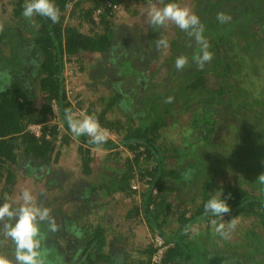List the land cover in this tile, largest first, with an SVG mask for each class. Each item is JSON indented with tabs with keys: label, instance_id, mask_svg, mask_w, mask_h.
I'll return each mask as SVG.
<instances>
[{
	"label": "trees",
	"instance_id": "obj_1",
	"mask_svg": "<svg viewBox=\"0 0 264 264\" xmlns=\"http://www.w3.org/2000/svg\"><path fill=\"white\" fill-rule=\"evenodd\" d=\"M130 1L55 0L59 20L52 23L25 18L26 0H0L6 18L0 24V203L19 206L11 193L20 178L39 184L35 202L50 210L39 221L46 264H264L256 231L264 227V0H187L211 53L202 67L194 60L201 46L191 29L168 21L138 32L117 23L116 11ZM133 1L147 8L169 2ZM181 55L188 63L177 69ZM66 63H78L82 72L91 68L89 88L95 91L103 78L109 92L86 103L77 92L71 96ZM199 107L204 112H194ZM189 110L181 124L178 113ZM77 111L96 118L106 133L103 143L71 132L66 115L81 118ZM230 114L240 127L223 152L214 134ZM33 124L40 125L38 135ZM196 129L212 152L196 151L188 139ZM70 146L76 147L77 174L57 165ZM230 151L245 166L237 157L227 162ZM201 164L223 175L204 177ZM220 188L230 194L231 211L223 219L204 208ZM127 201L117 217L108 211L111 202ZM118 217L132 225L123 229ZM241 221L243 238L227 241L228 227ZM140 222L168 248L156 262L152 238L141 247L126 241L123 258L116 259L114 243ZM3 223L0 254L15 264ZM220 223L226 226L221 237L211 238Z\"/></svg>",
	"mask_w": 264,
	"mask_h": 264
},
{
	"label": "clouds",
	"instance_id": "obj_2",
	"mask_svg": "<svg viewBox=\"0 0 264 264\" xmlns=\"http://www.w3.org/2000/svg\"><path fill=\"white\" fill-rule=\"evenodd\" d=\"M22 15L25 18L39 15L56 23L59 20V9L55 0H26ZM148 15L150 23L155 26L171 21L181 30L191 29L189 35L194 36L201 46V54L194 57L195 62L202 67L204 62L211 59V53L206 50L208 45L202 36L203 28L199 17L188 8L182 7L176 0H169L164 3L163 7H152ZM220 19L226 20L227 17H220ZM160 43L165 42L160 41ZM187 63L188 57L181 55L176 58L175 67L181 69ZM66 119L75 136L88 135L94 144H101L105 141L106 133L100 128L93 115L81 114V118H77L73 114H67ZM260 178L264 180V175ZM20 196L23 202L18 207H14L7 201L0 203V221L4 222L3 234L14 244L15 264H46L45 253L41 249L42 234L39 221L47 219L50 210L39 206L28 189L22 190ZM229 198L230 194L225 197L223 189H217L204 205L206 213L223 219V215L231 211ZM51 227L55 230L54 224H51ZM224 227L225 225L220 223L216 225L215 230L223 233ZM0 264H13V261L0 254Z\"/></svg>",
	"mask_w": 264,
	"mask_h": 264
},
{
	"label": "rangeland",
	"instance_id": "obj_3",
	"mask_svg": "<svg viewBox=\"0 0 264 264\" xmlns=\"http://www.w3.org/2000/svg\"><path fill=\"white\" fill-rule=\"evenodd\" d=\"M128 4H129V5H127L129 7L128 9L125 7V9L122 8L121 10L116 11L119 14L117 17V21H118L117 23L129 25V26H131L129 29H136L135 31H138V32H141V31L145 32L146 30L148 31V29H150V25H151L148 13L152 7L151 8H147L146 6L144 7L142 4L136 3L133 0H131ZM180 5L182 7H186L190 10L189 3L187 0H182L180 2ZM153 7H155V6H153ZM133 9H136V13L131 15ZM3 16H4V14H2V16H0V24H2L4 22V20L6 19ZM5 17H7V16H5ZM170 33H171V31H170ZM77 64L78 63H74V64L73 63H66L65 64L64 73L66 75V85H67L68 92L72 93L71 96L72 95L74 96L75 92H77L80 94L79 98L81 99V101L84 100L86 103V102H89L90 100H95L96 95H101V94H105V93L109 92L110 85L107 83L106 84L102 83L103 78L99 81L98 85L96 86V90L92 91L88 86V84L90 82L87 79V75L89 73H91V68H88L84 72L78 71L77 70ZM160 76H161V73L159 72L154 79L158 80L160 78ZM108 80H109V78H108ZM195 111H198L197 113L204 112L203 110H201V107H199L198 110H194V112ZM191 113H192V110L191 111L189 110L188 112H184V111L179 112L178 115L181 116L180 117V123L185 124L186 121L188 119H190ZM246 123L248 124L249 121H247ZM239 125H240V123H239L238 117H235L231 114L226 117V120H224V122H221V125H220L218 131L216 132V134H214L217 142L220 144L221 151L227 152L228 149L226 148V146H229V148L233 146V144H234L233 138H235V136H236L237 130L240 127ZM263 127H264V125H263ZM111 137H115V136L111 135ZM198 137H199L198 129H196L188 137V139L190 141L196 142L195 147L197 148L196 149L197 152H199L200 154H207L208 151L212 152V149L213 150L215 149V148L211 147L209 150H207V148L203 147L204 142H202L201 139H199ZM176 138L180 139L178 136H176ZM75 149H76L75 146L74 147L70 146V150H69L68 154L65 156H62L59 159V161L57 162L58 166H61V167L68 169L69 171L72 172V174H77L80 172V167L76 166L75 159H73V158H75V156H77L75 153ZM103 155H104L103 153H99L98 158L103 157ZM196 155H197V157H199L198 154H196ZM236 157H237V159H240V161H242L243 165L245 166L243 160L241 159L242 157L237 156V155L232 156L231 151L227 155L226 161L228 162V160H230V162L234 163L235 161H233L232 158H236ZM193 158H194V156H192L190 159H193ZM199 167L201 168V170L203 169L201 174L204 177H205V175L213 176L214 174L223 175L220 171L221 168L217 169V170L209 169L208 165H204V164L199 165ZM220 167H222V164L220 165ZM239 171H238V173H239ZM241 172L242 171H240V173ZM241 175L245 176L242 173H241ZM249 176H245V177H249ZM40 184H42V183H40ZM38 188H39V184H36L34 179L32 180V178H25V179L20 178L19 181L14 186L11 194H12L13 199L15 201H17L18 205H20L23 202L21 199V196H20L22 190L28 189L32 193V195L35 197V193L37 191L36 189H38ZM127 204H128V201L126 203L123 202V203H117V204H115L114 202H111L110 208L108 211L111 214H114L115 217H117L116 214L121 212V211H124V209H126V207H127ZM128 206H130V205L128 204ZM118 221L121 223L123 229H126L129 225H132L131 222L124 221L119 217H118ZM245 222H247V220H245ZM144 224H145V222H140V224L136 223V225H138V227H137L138 230L136 232H134L133 234L129 233L128 235H126V239H127L128 243H130V244L140 243L139 241L141 238H139V235H140L139 233L141 232V230L139 229V227H143ZM239 224L240 225L238 226V224L234 223L235 227L232 228L231 230H230L231 227L230 226L228 227V232L224 236V238L227 241H229L231 243L238 244V242L236 240H241V238H243V232L240 229V227L243 225L242 221H241V223L239 222ZM256 231L262 237L263 242H264V227H257ZM211 233H213V229H212ZM216 236L221 237V234L218 232H216V234L213 233L211 235V238H214ZM215 240L219 243L220 238H215ZM238 252L240 253V250Z\"/></svg>",
	"mask_w": 264,
	"mask_h": 264
},
{
	"label": "built area",
	"instance_id": "obj_4",
	"mask_svg": "<svg viewBox=\"0 0 264 264\" xmlns=\"http://www.w3.org/2000/svg\"><path fill=\"white\" fill-rule=\"evenodd\" d=\"M53 110L55 112V114H57V107L56 104H53ZM79 114H83V111H77ZM78 113H76V115H78ZM30 129L36 134L38 135L40 133V125L38 124H33L29 126ZM153 241V245L155 247V254L153 256L154 261H159L160 258L162 257L163 253L165 252V250L168 248L169 244L164 240V238L159 235V234H155L152 238Z\"/></svg>",
	"mask_w": 264,
	"mask_h": 264
},
{
	"label": "crops",
	"instance_id": "obj_5",
	"mask_svg": "<svg viewBox=\"0 0 264 264\" xmlns=\"http://www.w3.org/2000/svg\"><path fill=\"white\" fill-rule=\"evenodd\" d=\"M139 229L141 230V232L139 233L140 234L139 238H141V239L139 241L140 243H138V244L133 243V245H135L136 247H141L142 245L151 242V238H152V235L149 232V229H148L146 223L143 225V227H139ZM137 230H138V228H136L134 230V232H136ZM126 241H127L126 237H124V238L122 237L114 243V247H113V249L115 251L114 254H115V258L116 259L118 258V260H121L123 258V256L121 258V252H123L122 247H124ZM124 251L126 252L125 249H124Z\"/></svg>",
	"mask_w": 264,
	"mask_h": 264
}]
</instances>
